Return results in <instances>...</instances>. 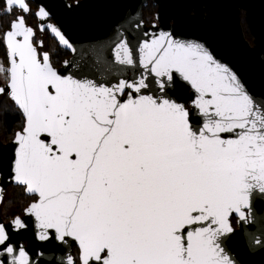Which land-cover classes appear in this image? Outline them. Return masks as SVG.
Masks as SVG:
<instances>
[{
	"label": "snow or ice",
	"instance_id": "snow-or-ice-1",
	"mask_svg": "<svg viewBox=\"0 0 264 264\" xmlns=\"http://www.w3.org/2000/svg\"><path fill=\"white\" fill-rule=\"evenodd\" d=\"M4 3L8 13L13 6L30 12L26 0ZM36 15L49 13L41 7ZM33 36L24 16L14 19L3 37L11 67L0 64L10 73L8 94L25 114L13 178L39 197L26 213L60 241L74 237L80 264H234L220 237L233 231V213L246 219L251 192L264 193V102L202 45L161 33L144 42L142 63L165 78L157 81L162 93L174 72L190 82L198 93L192 103L206 117L195 130L182 103L139 95L149 87L146 76L112 87L61 76L48 53L38 56ZM120 47V62L133 64L127 44ZM13 225L26 227L19 217ZM7 240L0 224V245ZM15 259L29 264L22 248Z\"/></svg>",
	"mask_w": 264,
	"mask_h": 264
},
{
	"label": "water",
	"instance_id": "water-1",
	"mask_svg": "<svg viewBox=\"0 0 264 264\" xmlns=\"http://www.w3.org/2000/svg\"><path fill=\"white\" fill-rule=\"evenodd\" d=\"M28 1L37 4L35 15L41 7L49 13L44 18L36 15L39 30L43 25L41 31H49L59 46L70 53L59 66L54 65L50 59L61 76L92 81L106 87H112L121 80L133 82L146 76L145 82L149 87L142 89L139 95L163 96L182 103L189 111L190 124L199 130L206 122V117L192 103L198 93L190 82L184 80L180 73L174 72L171 85L166 86L162 93L157 81L165 78L147 71L142 63L144 42L150 43L165 33L176 41L202 45L214 60L227 66L237 76L239 83L255 101L264 102V0H152L157 11L155 21L150 25L146 24L143 17V9L149 0H26L27 4ZM14 8L22 10L19 6ZM242 11L245 12L253 36L252 42L244 33ZM49 26L57 28L68 40V45L63 44ZM8 30L10 28L4 33ZM33 37L32 44L37 48ZM17 39L22 40L23 37ZM122 43H126L132 53L131 65L121 63L117 57V53L121 54V58L123 56L120 47ZM6 49L9 69L10 49L7 45ZM37 52L39 57L44 53L49 54L40 53L38 48ZM151 67L148 65L149 69ZM8 74V80L1 86L5 88L3 94H7L19 108L8 94ZM136 95L133 92V97ZM122 99H127V96ZM19 110L24 117L23 128L17 130L7 142L0 139V189H3V201L11 185L24 187L29 196L36 198L24 208L23 214L8 220L0 212V224L4 225L8 235V240L0 245V264H18V259L14 258L18 257L21 248L26 252L29 264H68V256L80 264L82 250L74 237L60 241L56 239L59 234L55 229H41L35 215L26 213V209L37 202L39 197L38 194L28 193L26 186L13 178L19 146L16 134L23 132L25 127V114ZM221 137L235 138V134L221 133ZM41 138L50 140L47 134H42ZM243 211L246 219H242L238 213L230 216L233 231L220 237L221 247L234 264H264V193L254 189L250 194V204ZM17 217L26 227L17 228L13 225ZM232 218H236V224ZM41 232L50 233V239L40 240ZM9 245L13 247V253L4 251ZM74 247L79 249V261L74 254Z\"/></svg>",
	"mask_w": 264,
	"mask_h": 264
},
{
	"label": "trees",
	"instance_id": "trees-1",
	"mask_svg": "<svg viewBox=\"0 0 264 264\" xmlns=\"http://www.w3.org/2000/svg\"><path fill=\"white\" fill-rule=\"evenodd\" d=\"M28 4H29L30 12H32V9L35 8L34 6L37 7V4L33 1H29ZM0 9H5L4 0H0ZM153 10L154 9H150V8H149V10L145 9L144 18L146 21L155 20V12ZM12 11L13 10H11L10 13L5 11V12L1 13V16H0L1 21H2V22H0V55L3 56L6 61H8V56H7L6 45L3 42V32L11 24V21H12L11 15L15 16V13L14 12L12 13ZM152 12H153V15H151ZM33 13H34L33 15H31L29 13H27L25 15H26V18L30 19L31 22L34 24V26L36 28H38V20H37L36 15H35V10ZM242 15H243V23H244V28L246 31L247 38L252 42L253 36H252L251 31L249 29V26L246 22L244 13H242ZM48 37L51 40L53 38L48 33V35H46L45 39H44L45 45H48V48L46 47L45 49L49 51L50 42H49ZM53 50L54 51L51 50L52 51L51 53L49 51V54H50V59H51L52 63L56 66L61 65L62 61L70 55V53L67 50L61 48L58 44L56 45L55 48H53ZM23 126H24V117H23L21 111L19 110V108H17L15 106V104L11 101V99L9 98V96L7 94H2L0 96V135H2L4 137L3 139L5 140V142H7L10 139H12L13 136L15 135V132L17 130L23 128ZM0 139L3 140L1 137H0ZM8 190H10V192L12 193V196H10L6 208H8V206H10V205H13L14 207H16L15 215L23 214L24 208L33 199L36 198L33 196H29L25 192L24 187H22V186L11 185L8 187L7 191ZM6 220H7V218H6ZM232 221L234 224H236V218H232ZM74 254L78 260L79 249L77 247H74Z\"/></svg>",
	"mask_w": 264,
	"mask_h": 264
},
{
	"label": "rangeland",
	"instance_id": "rangeland-1",
	"mask_svg": "<svg viewBox=\"0 0 264 264\" xmlns=\"http://www.w3.org/2000/svg\"><path fill=\"white\" fill-rule=\"evenodd\" d=\"M72 2H75V0H70ZM29 2V1H28ZM35 8L32 9V12H29V14L33 15L34 13V10L36 11L38 6H34ZM5 8H6V5H5ZM150 9H154L153 11L156 12L157 11V6L155 4H153L152 0H149V3L147 6L144 7L143 9V17H144V12H145V9L149 10ZM12 10H16V8L12 9ZM5 12V9H0V16H1V13ZM242 13H244V16H245V12L242 11ZM151 15H153V12L151 13ZM37 18V17H36ZM33 19V18H32ZM145 20V18H144ZM0 22L1 21V18H0ZM146 22V20H145ZM147 23V22H146ZM242 25H243V28H244V23H243V15H242ZM6 30V29H5ZM4 30V31H5ZM41 31V30H40ZM4 33V32H3ZM49 31L45 32L46 35H48ZM244 33H245V36L247 38V35H246V31H245V28H244ZM50 34V33H49ZM52 37V36H51ZM49 38V37H48ZM53 38V37H52ZM248 39V38H247ZM249 40V39H248ZM250 41V40H249ZM49 42H50V49L52 51L53 48L56 47V45L58 44L57 41L55 40V38H53L52 40L49 38ZM251 42V41H250ZM59 45V44H58ZM49 49L50 53L52 52L51 50ZM48 51V52H49ZM0 64L3 65L4 69H8V61L5 60V58L3 56L0 55ZM8 71H0V87L8 80ZM0 137L3 139L4 137L2 135H0ZM3 141L5 142V140L3 139ZM12 191V190H11ZM10 196H12V193L10 192V190L7 191L6 195H5V199L3 201V204L2 206L0 207V212L1 214L3 215V217H5V219L7 218L10 219L11 217H13L16 213V207H14L13 205H10L8 206V208H6L7 204H8V200L10 198Z\"/></svg>",
	"mask_w": 264,
	"mask_h": 264
},
{
	"label": "flooded vegetation",
	"instance_id": "flooded-vegetation-1",
	"mask_svg": "<svg viewBox=\"0 0 264 264\" xmlns=\"http://www.w3.org/2000/svg\"><path fill=\"white\" fill-rule=\"evenodd\" d=\"M13 12L15 13V16L11 15L12 16V21L14 19H16L18 16H24L27 26L32 27L34 29L35 34H34L33 40H34L35 44L37 45L38 51L40 53L48 52V50L45 49L46 47L48 48V45H45V40H44L45 39V36H46L45 32H47V30L40 32L39 28H36L34 26V24L31 22V20L26 18V15L25 14H27L29 12L25 13L23 10H19V9L13 10L12 13ZM154 21L155 20L146 21L147 22L146 24L147 25H150ZM8 28H10V26ZM41 41L43 42L42 44H41ZM1 95L2 94H0V96Z\"/></svg>",
	"mask_w": 264,
	"mask_h": 264
}]
</instances>
